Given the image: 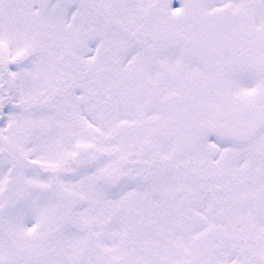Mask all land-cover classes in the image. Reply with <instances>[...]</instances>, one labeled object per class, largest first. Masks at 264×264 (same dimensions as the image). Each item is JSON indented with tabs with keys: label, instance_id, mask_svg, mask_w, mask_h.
I'll return each mask as SVG.
<instances>
[{
	"label": "snow or ice",
	"instance_id": "1",
	"mask_svg": "<svg viewBox=\"0 0 264 264\" xmlns=\"http://www.w3.org/2000/svg\"><path fill=\"white\" fill-rule=\"evenodd\" d=\"M0 264H264V0H0Z\"/></svg>",
	"mask_w": 264,
	"mask_h": 264
}]
</instances>
